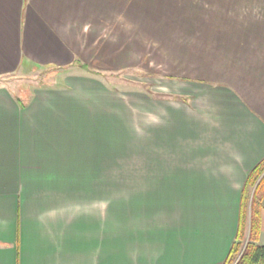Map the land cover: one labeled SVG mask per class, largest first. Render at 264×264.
Here are the masks:
<instances>
[{
    "label": "crops",
    "instance_id": "0c3cea01",
    "mask_svg": "<svg viewBox=\"0 0 264 264\" xmlns=\"http://www.w3.org/2000/svg\"><path fill=\"white\" fill-rule=\"evenodd\" d=\"M133 2L0 0V80L57 73L56 86L24 100L0 84V264H221L228 256L242 188L264 158V8L180 0L158 18L147 5L138 29ZM86 56L148 69L168 83L160 94L182 98L136 97L147 114L157 109L144 152L156 148L158 177L113 176L118 120L131 131L120 95L133 93L91 75ZM119 184L159 188L118 193ZM184 202L201 205L181 227L166 212Z\"/></svg>",
    "mask_w": 264,
    "mask_h": 264
},
{
    "label": "rangeland",
    "instance_id": "374dc122",
    "mask_svg": "<svg viewBox=\"0 0 264 264\" xmlns=\"http://www.w3.org/2000/svg\"><path fill=\"white\" fill-rule=\"evenodd\" d=\"M180 0H134L131 6V20L132 24L131 27L138 28L141 25H144L145 19L142 18L146 12L145 9L148 5L149 11L156 12V16H168L170 13L167 9L168 6H175L179 5ZM191 1V0H190ZM194 1V0H192ZM198 1H206V0H198ZM215 2L218 7L222 6L223 0H209ZM234 1L238 7L242 6L243 8H247L253 4H259L260 9L263 10L264 8V0H232ZM236 4H234L236 6ZM163 9L162 12L157 11ZM165 8V10H164ZM222 8V7H221ZM157 9V10H155ZM179 12V7L176 8ZM148 11V12H149ZM264 11V10H263ZM129 12V13H130ZM178 12L175 10V15L178 16ZM130 16V15H129ZM146 16V15H145ZM170 16V15H169ZM175 20L177 18L173 16ZM138 19V20H137ZM129 22V21H128ZM130 26V25H129ZM118 29L121 28L119 25ZM128 28V27H127ZM123 29V28H122ZM121 30V29H120ZM119 33V30H118ZM82 62L86 64L90 71L89 73L100 76L101 81L104 82L108 88H115L117 90H129L132 92V95H120L121 99L120 102L125 106L130 112V125L131 131L130 136H126L124 132V124L123 120H118V132H117V145H116V155L115 160L111 163L107 162L108 164H112V174L118 180L125 179L127 183L131 184L132 182L129 180L133 178H155L158 177V171L156 169V164L158 162V158L156 159L157 153L156 148L149 149V152H144L146 146L153 140L151 133L147 130V125L149 122L159 121L158 117L154 115L157 109L154 108V112L147 114V106L144 105L140 100L136 101V97H142L141 93H144L149 86H153V92H159L160 90H167L168 83L159 79L160 75L150 74L151 71L148 69L143 68H127V69H120L117 65H114L112 59H97V58H90L85 57L82 59ZM122 68V67H121ZM57 75L56 71L47 68L43 69L42 71H38L37 73L29 76V77H22L20 75H13L7 78H2L0 80V84H5L8 87L9 91L13 93L17 98L22 100L29 98L32 94L34 89L40 88H49L57 85L55 81V76ZM94 77V76H92ZM96 78V77H94ZM166 87H164V86ZM169 90V89H168ZM132 99V100H131ZM134 99V100H133ZM150 110V109H149ZM143 111V113H142ZM145 112V113H144ZM153 114V115H151ZM149 115V118L145 116ZM144 117L146 119V123L144 122ZM123 119V117H122ZM115 172V174H114ZM105 176L107 172H103ZM106 173V174H105ZM119 183V181H118ZM133 184V183H132ZM137 189L147 193L149 196L151 193H156L158 186L149 185L147 187H138L134 185H126V184H119L117 186L118 193L124 192L127 189L126 193H131L132 189ZM200 203H175V208H170L168 212H166V216H174L178 215V225L184 227L186 222L189 221L188 209H192L195 205L198 207ZM201 205V204H200ZM200 208V207H199ZM202 208V207H201ZM158 210V209H156ZM231 212V210H230ZM164 216V214H163ZM162 218L161 214L159 215ZM165 217V216H164ZM235 222L236 219H231ZM165 225V223H163ZM210 225V223H208ZM232 237L230 238V240ZM260 243L264 244V212L261 218V237Z\"/></svg>",
    "mask_w": 264,
    "mask_h": 264
},
{
    "label": "trees",
    "instance_id": "16d2710c",
    "mask_svg": "<svg viewBox=\"0 0 264 264\" xmlns=\"http://www.w3.org/2000/svg\"><path fill=\"white\" fill-rule=\"evenodd\" d=\"M90 71L87 65H83ZM173 78V77H169ZM146 90L151 97H181L155 93L151 85ZM264 212V158L250 171L241 193L238 228L228 256L221 264H264V244L260 243L261 218Z\"/></svg>",
    "mask_w": 264,
    "mask_h": 264
}]
</instances>
